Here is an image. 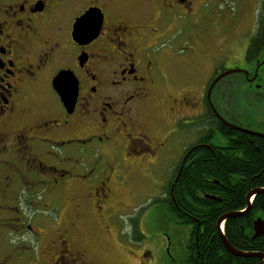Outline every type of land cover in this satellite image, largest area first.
<instances>
[{
    "label": "flooded vegetation",
    "instance_id": "flooded-vegetation-1",
    "mask_svg": "<svg viewBox=\"0 0 264 264\" xmlns=\"http://www.w3.org/2000/svg\"><path fill=\"white\" fill-rule=\"evenodd\" d=\"M206 4L0 0V169L8 184L42 188L38 192L63 201L65 224L74 229L81 214L103 218L124 207L116 196L130 175L162 166L170 176L161 199L176 220L170 208L182 211L180 178L197 171L202 155L223 157L229 138L244 135L254 138L258 152L264 136L226 123L264 135V15L252 35L223 48L227 61H213L201 82L179 81L166 71L164 56L171 52L164 47L180 42L185 24L199 26ZM89 9L77 41L74 22ZM238 69L210 88L218 75ZM61 72L60 86L75 94L71 111L53 87ZM55 232L51 264H70L68 256L88 264L86 249L74 248L65 230Z\"/></svg>",
    "mask_w": 264,
    "mask_h": 264
},
{
    "label": "rangeland",
    "instance_id": "rangeland-1",
    "mask_svg": "<svg viewBox=\"0 0 264 264\" xmlns=\"http://www.w3.org/2000/svg\"><path fill=\"white\" fill-rule=\"evenodd\" d=\"M123 2L138 7L147 0ZM200 15L199 26L185 24L178 36L180 42L164 47L171 52L164 56L166 71L189 84L206 79L207 68L213 61L217 59L218 65L225 63L230 46L258 29L256 20L264 15V0H207ZM226 46L230 48L227 52L223 49ZM172 49L180 50V55L174 56ZM161 167L146 175H130L121 195L116 196V200L125 203L124 207H115L103 218L81 214L74 229L65 224L69 215L63 201L38 192L42 188L9 185L6 169L1 168L0 264H51V257L56 255L50 244L58 230L67 232L74 248L87 250L88 264H141L140 259L143 264H186L189 228L177 225L166 212L161 197L166 194L170 172ZM130 218L137 221L143 235L140 241L131 237ZM16 223L22 227L16 230ZM27 224L33 228L27 230ZM146 251L150 252L149 257ZM65 258L70 264H79L73 257Z\"/></svg>",
    "mask_w": 264,
    "mask_h": 264
},
{
    "label": "trees",
    "instance_id": "trees-1",
    "mask_svg": "<svg viewBox=\"0 0 264 264\" xmlns=\"http://www.w3.org/2000/svg\"><path fill=\"white\" fill-rule=\"evenodd\" d=\"M254 138H229L224 156L200 157L197 171L188 169L180 181L184 201L181 212L170 208L176 216V224L189 228L186 247V264H264L260 257L232 255L223 245L217 232L216 221L225 213L243 211L247 205L246 195L254 188H264V141L259 140V151L253 145ZM253 142V143H252ZM245 146V147H244ZM214 196L219 201L205 197ZM264 218V193L254 196L250 210L244 215L233 216L224 221L223 233L234 248L243 252L264 254V235L253 239V221ZM135 242L143 239L137 221L133 220Z\"/></svg>",
    "mask_w": 264,
    "mask_h": 264
},
{
    "label": "water",
    "instance_id": "water-1",
    "mask_svg": "<svg viewBox=\"0 0 264 264\" xmlns=\"http://www.w3.org/2000/svg\"><path fill=\"white\" fill-rule=\"evenodd\" d=\"M93 12V9H89L87 10L83 16L77 18L75 20V25H74V38L77 41H81L82 36L80 34L81 28L83 27L84 23H86V21L89 20L91 13ZM241 71L240 69L238 70H228L227 72L220 74L217 76V78L213 81L212 85L210 86V88L213 87L214 84L217 83V80H219L220 78H222L223 76H226L228 73L230 72H238ZM63 76V72L59 73L56 77H54V81H53V87L57 90L58 94L60 95V100H62L64 106L67 108V110L71 111V108L73 107V104L75 102V94H73L72 96L67 95L64 92V89H62V87L60 86L61 81L63 80L62 78ZM226 123V122H225ZM226 125H228L229 127H233L236 128L240 131L245 132L246 134L249 135H257L260 137H263L264 135L256 133V132H250L246 129L243 128H237L234 127L233 125H229L228 123H226ZM258 193H264V188H254V190H250L247 195H246V200H247V205L245 207V209L243 211L237 212V211H233L230 213H225L223 214V216H221L217 221H216V228H217V232L218 234H220L221 240L223 245H225L226 249L232 254V255H236V256H241V257H260L263 261H264V254L261 252H243L241 250H238L237 248H234L231 244H229V242L226 239L225 234L223 233V228H224V221L227 218L233 217V216H241L244 215V213L248 212L250 210V207L252 205L253 202V198L256 194ZM253 239H256L257 237H260L262 235H264V218L257 216L255 218V220L253 221Z\"/></svg>",
    "mask_w": 264,
    "mask_h": 264
}]
</instances>
